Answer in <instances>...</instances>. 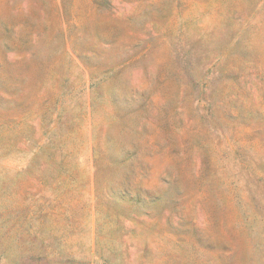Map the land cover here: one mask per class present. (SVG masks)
<instances>
[{
    "label": "rangeland",
    "instance_id": "rangeland-1",
    "mask_svg": "<svg viewBox=\"0 0 264 264\" xmlns=\"http://www.w3.org/2000/svg\"><path fill=\"white\" fill-rule=\"evenodd\" d=\"M0 264H264V0H0Z\"/></svg>",
    "mask_w": 264,
    "mask_h": 264
}]
</instances>
